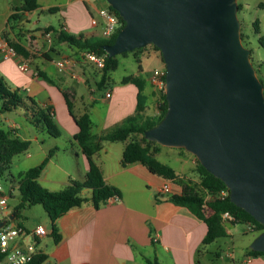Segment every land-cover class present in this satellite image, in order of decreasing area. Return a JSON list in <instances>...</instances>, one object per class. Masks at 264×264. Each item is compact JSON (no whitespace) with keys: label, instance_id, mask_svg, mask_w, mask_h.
Masks as SVG:
<instances>
[{"label":"crops","instance_id":"1","mask_svg":"<svg viewBox=\"0 0 264 264\" xmlns=\"http://www.w3.org/2000/svg\"><path fill=\"white\" fill-rule=\"evenodd\" d=\"M6 4V8L0 12V37L6 30L10 39L19 42L30 51L31 55L24 60L29 64L28 71L31 73L22 72L17 68L18 59H4L1 54L0 73L10 78L23 94L32 96L40 105L51 106L53 110L60 129L58 137H52L42 128L32 126L42 135H47L46 138L45 136L40 138L38 163L44 159L49 149L57 148L38 177V182L44 188L57 191L71 179L82 181L88 170V161L73 137L78 127L68 113L64 98L57 86L72 94L74 113L78 116L86 112L91 122L90 133L99 135L112 129L135 112L137 87L131 82L122 83L121 79L138 72L136 70L117 80H111L108 75L101 85L103 93L100 97L95 96V88L90 87L83 78V73L90 71L95 87L99 88V72L98 69L94 72L93 69L96 67L93 63L86 60L82 52L79 53L80 59L77 58L76 48L61 42L59 45L67 46L59 61H64L66 68L62 70L58 68L51 73L50 69L40 62L38 55L41 53L29 48L19 37L24 32L33 31L35 40L39 41L43 28L52 24L27 27L26 24L30 22V12L26 14L19 12V18L8 23L7 19L12 13V8L19 6L21 2L12 3L8 0ZM107 6L106 0H68L60 7L52 6L57 8L55 11L61 16L55 27L61 26L64 31L74 35L100 36L101 32L96 30L98 21L95 13L99 14L98 11ZM93 20L96 21L95 25L92 23ZM47 49L57 52L51 44ZM43 56L47 59L49 57L52 61L50 55L45 53ZM144 57H154L161 62L160 67H163L157 52H144L141 58ZM261 66L258 68V73ZM35 70L45 72L57 86L34 76ZM149 70L151 69L147 71L143 69L145 78ZM81 81L87 87L89 95H86L81 87ZM107 91L110 92V97H105ZM145 93L147 100L144 114L155 115L158 98L148 83ZM4 113H1L0 117H4ZM6 119L9 120L7 127L19 138L29 141L38 139L36 135L32 138L29 133L25 134L26 131L20 132L15 116L9 115ZM23 119L29 123L24 117ZM65 142L71 148L69 153ZM116 143L104 141L101 149L93 154L92 159L100 168L103 180L118 190V201L106 200L98 208L86 202L59 216L54 221L59 235L57 242L53 241L50 234L51 222L48 217L42 218L40 223L33 226L19 222L28 229H33L37 225L47 227H44L46 232L44 235L35 238L37 249L47 256L44 264H148L147 260H155L158 264H218L219 259L227 261V264H264V254L253 256L248 252L250 244L243 247L240 257L221 255L218 251L212 255L208 246L217 239L208 244L203 243L206 224L192 215L188 209L174 204L169 199L171 194L182 192V185L151 173L139 162L122 165L121 154L126 142H120V146ZM176 158L185 161V159L181 160L182 157L176 156ZM176 173L179 176H189L182 171ZM164 183H168L169 192L161 191ZM82 194L89 197L91 191L83 189ZM224 224L226 234L231 235V226L236 223L224 222ZM244 225L243 232H247L249 229L246 224ZM152 237H155V241ZM150 252L153 253V259L148 255Z\"/></svg>","mask_w":264,"mask_h":264},{"label":"water","instance_id":"2","mask_svg":"<svg viewBox=\"0 0 264 264\" xmlns=\"http://www.w3.org/2000/svg\"><path fill=\"white\" fill-rule=\"evenodd\" d=\"M106 2L124 24L105 53L153 44L164 64L166 112L144 138L193 154L264 226L263 83L241 41L237 0ZM249 247L264 252V230Z\"/></svg>","mask_w":264,"mask_h":264},{"label":"trees","instance_id":"3","mask_svg":"<svg viewBox=\"0 0 264 264\" xmlns=\"http://www.w3.org/2000/svg\"><path fill=\"white\" fill-rule=\"evenodd\" d=\"M237 6L238 10L242 9L240 3H237ZM258 7L264 9V2H259ZM37 8H39L38 0H21L19 6H14L12 8V13L8 16L7 22L9 23L18 19L19 12L29 13ZM108 8L115 13L118 19V26L109 38L101 36L84 37L81 34L74 35L64 31L61 26L58 28L48 25L43 28L44 33H53L58 43L65 42L80 52H94L98 56H103L104 66L98 69L100 77L98 82L99 87H101L102 82L106 80L110 71L116 69L118 65L116 56H108L102 46L105 44H112L118 31L124 24L119 14L109 5ZM55 9L57 8L49 7L48 11L53 12ZM253 25L255 33L259 34V21L255 20ZM240 35L241 41L244 44L245 35L241 30ZM1 37L14 48L17 57L24 60L31 55L30 51L24 45L10 39L6 30L1 33ZM258 43L264 47V35L258 36ZM149 47L151 49H149ZM149 51L157 52L158 57L162 61L159 49L153 44H146L143 47L122 53H132L137 62L138 73L124 76L121 79L122 83L131 82L137 87L136 109L133 114L125 117L115 127L99 135H93L90 133L91 122L89 115L86 112L78 116L74 113L72 94L57 86L45 72L35 70L38 77H41V79L50 84L56 85L60 90L68 113L78 127V131L73 137L78 142L82 153L88 161V170L82 181L71 179L62 189L57 191H51L44 188L38 182V177L44 169L49 157L57 150V148H51L44 159L37 165L29 167L24 172H19L15 177L10 174V177L12 179L15 178L17 181V192L19 196L18 203L12 208L14 218L19 216L22 209L31 205L40 204L50 219V234L53 241L57 242L59 240V235L56 232L54 221L59 216L86 202H90L93 207L98 208L111 196L118 195V190L103 180L102 172L94 163L92 156L95 152L101 149L104 141H121L126 142L121 154L122 165L139 162L151 173L171 181H177L182 185V192L179 194H171L169 199L174 204L188 209L192 215L206 224L207 230L203 239L204 244L211 243L215 239L227 235L226 227L222 219V213L224 212L230 213L236 220V223L252 225L254 231L257 233L264 230L263 224L256 221L248 212L236 206L229 200V191L223 181L209 173L199 163L197 158L195 159L196 164L194 170L198 176V180L194 184L191 180L185 179V176H179L172 166L156 157L158 149L161 146L155 141L145 139L143 133L145 130L155 126L162 119L166 112L167 104L165 94H162L157 100V114H144L147 100L145 88L148 81L143 75L140 61L141 55L144 52L148 53ZM260 66L261 63L255 64L254 68L256 73H258V68ZM17 110L22 111L24 118L34 127L42 128L52 137H58L60 135V129L55 120L51 106L38 104L32 96L23 94L19 87L11 89L6 85L4 77L0 75V114L4 112H15ZM132 135H138L139 137L131 138ZM29 146V140L19 138L11 129L0 127V171H7L10 167L12 158L19 153L27 151ZM83 189H89L91 195L89 197L84 196L82 194ZM221 191H226V195L221 196ZM17 224L20 225L19 222H17ZM248 252L253 256L264 254V252L252 249H249ZM1 258H3V255L0 254V259ZM46 259L47 256L42 251H39L27 264H44ZM147 262L148 264H158L155 260H147Z\"/></svg>","mask_w":264,"mask_h":264},{"label":"rangeland","instance_id":"4","mask_svg":"<svg viewBox=\"0 0 264 264\" xmlns=\"http://www.w3.org/2000/svg\"><path fill=\"white\" fill-rule=\"evenodd\" d=\"M8 0H0V12L3 11L6 8V3ZM12 1V3H19L21 0H9ZM68 2V0H38L39 8L36 10L30 12V22L26 24L27 27L32 26H43L47 23L52 24L53 26H57L58 21L60 20L61 16L57 11L50 12L48 11L49 7L52 6H61ZM259 2H264V0H237V3H240L242 5L241 10H237V18L240 22V30L245 35V42L244 46L250 49V56H251V62L253 66L255 67V64L257 62H261L262 66L260 68V73H257V77L262 81L264 84V47H262L258 43V36L264 35V9L258 7ZM96 19H97V26L96 30L97 32H101L103 27L102 17L95 13ZM259 21V34L255 33L254 31V21ZM37 21V22H35ZM35 24V25H34ZM19 39H23V42L26 43L29 48H33V50H36V52L41 53L38 55V58H40V62L44 63L45 67H48L53 73L58 69L56 66V62L62 59V54L64 50L66 49L67 45H59L57 40L55 39V36L53 33H49V36H46L44 32H42L41 37H39V41L35 40L36 36L31 32H24L20 35ZM49 44L51 46H54L57 49V52L47 49ZM149 49H151L149 47ZM77 58L80 59V51H76ZM48 54L52 58V61L45 58L43 54ZM132 53H126V54H117L115 55L118 61V65L116 69L110 71L109 76L111 80H117L120 77L131 74L137 70V62L134 59ZM37 55V54H35ZM141 64L144 69V71H147L148 69H152L154 67H160L161 62L159 60H156L154 57H147V58H141ZM82 67V66H80ZM90 69L92 70V67L90 66ZM80 70L79 68L77 69ZM83 70V69H82ZM94 72L97 71L96 68L93 69ZM92 70V71H93ZM31 73V71H25ZM1 76L4 77V80L6 82V85L10 87L11 89L15 88V84L12 82L10 78H6L3 74L0 73ZM83 78L86 79L87 83H89L90 87L95 88L94 94L97 97H100L103 93V88L99 87L96 88L94 85L92 73L90 71H86L83 73ZM59 80V79H57ZM81 87L84 89L86 95H89V91L87 87H85V84L81 81L80 82ZM158 112V111H157ZM157 114V113H155ZM9 115L15 116L16 123L19 127L20 132L26 131V133H29L30 137L33 138L34 135L38 136V139H32L30 141V146L27 151H24L22 153H19L15 155L12 160L9 169L5 172L4 179L5 181L2 182L3 188L6 190L7 185L10 180H12L13 184H16L17 181L14 178L19 172H24L29 167H32L34 165H37L39 159H38V153H39V146L41 144L40 138L42 136H45L46 134L42 135L40 131H37L31 124L27 123L23 119L22 111L17 110L15 112L10 113H4V117H0V127L9 129L7 127L9 120L6 119ZM138 135H132L131 138H138ZM48 140V139H47ZM52 140V139H49ZM61 140V139H60ZM63 140V139H62ZM117 146H120L121 141H116ZM66 143L67 152H71L70 146ZM29 153V155H28ZM158 154H156V157L165 162L168 163L170 166H172L176 171H182L186 172L189 176L184 177L185 179L191 180L194 184L198 180V176L195 172V159L196 157L191 154L190 152H187L184 149L180 148H174V147H165L161 146L158 149ZM62 154V153H61ZM61 156V155H60ZM177 157H182L185 161H180ZM10 174L13 175L14 179L10 177ZM11 178V179H10ZM19 196L18 192L15 191L12 196L8 199V209L11 212L12 208L18 203ZM47 214L45 210L42 208L40 204L31 205L29 207H26L22 209L19 213V216L17 218H13L11 221L13 223L17 222H23L25 225L33 226L37 223L41 222L42 218H47ZM244 224L242 223H236L235 225L231 226V235L223 236L217 238L215 242L210 244L208 246V250L211 252L212 255L215 251L220 252L221 255H228L240 257L242 255L243 247L250 244L253 238L258 234L257 232L253 230H248L247 232H243ZM43 227H45L43 225ZM47 228V227H45ZM150 259H153V253L150 252L149 254ZM216 260V258H215ZM227 262V261H226ZM224 260L219 259L218 264H227ZM145 264V263H141Z\"/></svg>","mask_w":264,"mask_h":264},{"label":"built area","instance_id":"5","mask_svg":"<svg viewBox=\"0 0 264 264\" xmlns=\"http://www.w3.org/2000/svg\"><path fill=\"white\" fill-rule=\"evenodd\" d=\"M26 13L27 12H24V14ZM98 13L103 18V27L100 36L109 38L118 26L117 16L108 8V6L101 8ZM92 23L95 25L96 21L93 20ZM45 35L49 36L48 33H45ZM0 54L4 59H18L16 65L20 71L25 72L29 70V64L17 57L14 48L2 37H0ZM82 56L89 62L93 63L97 69L104 66L103 56H98L94 52H82ZM56 65L60 70L66 68V63L64 61L56 62ZM33 75L37 76L36 71L33 72ZM146 78L158 99L162 94H165L164 67L152 68L149 70ZM105 97H110L109 91L105 93ZM5 172L6 171H0V221H4L3 225L0 226V254L3 255V258L0 259V264H27L39 252L36 247L35 238L44 235L46 232L42 225H37L33 229H28L21 224L18 225L11 221L12 219H10L9 216L12 211L10 212L8 209V199L15 191H17V183L13 184L10 180L7 189L5 190L2 185V182L5 181L3 178ZM161 191H170L168 183H164L161 186ZM220 195H226V191H221ZM110 199L118 201L119 196L113 195L107 200ZM222 219L226 223H236L234 217L228 212L222 213ZM247 228L254 231L252 225H247ZM153 240L155 241V237H153Z\"/></svg>","mask_w":264,"mask_h":264}]
</instances>
